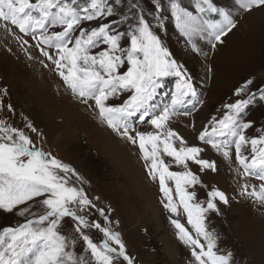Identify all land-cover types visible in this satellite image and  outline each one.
<instances>
[{"label":"snow or ice","instance_id":"obj_1","mask_svg":"<svg viewBox=\"0 0 264 264\" xmlns=\"http://www.w3.org/2000/svg\"><path fill=\"white\" fill-rule=\"evenodd\" d=\"M147 2L150 7L145 6L144 0H84L83 4L80 0H0V21L21 47L28 44L23 36L36 41L35 47L55 66L73 97L89 108L93 107L89 101H94L93 110H98L101 123L132 144L138 143L148 175L153 181L158 179L167 201L164 207L179 215L182 206L187 224L195 233L178 220L171 221L178 230V239L189 247L194 264H236L234 253L218 248V236L206 224L208 213L220 214L217 201L227 205L229 197L213 186L207 192L206 206L199 201L192 203L196 200L195 186H206L200 176L189 170L188 161L199 165L201 172L218 169L215 161L200 156L203 148L187 146L186 140L169 125L189 99L198 100V94L185 66L173 57L159 33L165 29V19L170 14L179 35L193 52L201 51L197 39L207 41L215 51L224 43L223 38L237 28L235 16L264 9V0H233L235 11L217 7L214 0H195L194 11L182 6L180 0ZM121 8L127 11H120ZM85 21H97V26L84 28ZM12 27L23 36L12 32ZM56 28L61 30L50 31ZM121 41H126L127 46ZM97 48L101 50L93 52ZM207 71L213 73L214 69L209 66ZM167 77L176 78L175 90L170 101L154 112L158 90ZM124 92L129 95L122 103H108ZM0 93L6 96L7 89H0ZM233 96L237 99L223 105L221 118L211 117L198 139L226 161H231L234 147L239 165L236 172L264 181V128L257 129L261 133L257 137L245 135L254 126L253 121L246 120L249 108L257 97L264 103V83L256 84L255 77L248 78ZM5 108L14 113L12 105H4L0 96V111ZM133 118L146 120L158 131L130 134ZM26 127L42 136L31 122ZM177 141L178 147L174 146ZM249 145L250 155H245L242 150ZM161 151L184 170L170 171ZM73 177L84 182L74 168L36 147L22 130L0 119V211L32 217L16 227L0 229V264H134L119 233L78 214L96 206L82 188L71 186ZM166 181H174L179 205ZM240 195L248 196L264 209V183L259 185V191L245 183ZM37 204L42 211L32 210ZM96 211L106 223H111L104 209ZM68 220L72 223L67 234H62ZM89 228L99 230L105 239L99 244L93 242L84 231ZM73 233L79 234L84 251L90 256L74 251L77 237Z\"/></svg>","mask_w":264,"mask_h":264},{"label":"rangeland","instance_id":"obj_2","mask_svg":"<svg viewBox=\"0 0 264 264\" xmlns=\"http://www.w3.org/2000/svg\"><path fill=\"white\" fill-rule=\"evenodd\" d=\"M80 2L83 4L84 0ZM180 2L182 6L194 11L195 0H180ZM214 2L217 7L232 8L235 11L233 0H214ZM144 3L146 7H150L147 0H144ZM120 11H127V9L121 8ZM213 18L218 19V17ZM235 19L238 22L237 28L223 38L224 43L218 45L215 51L211 49L207 41L197 39L196 43L201 50L199 53L193 52L191 46L186 44L179 35L170 14L165 19L166 27L159 33L161 39L173 57L185 66L198 94V100L189 99L180 108V114L172 117L169 125L186 140L187 146L203 148L204 151L200 156L216 163L218 171L201 172L199 165L188 161L189 170L200 176L206 186H195L196 200L192 203L199 201L206 206L207 192L213 186L229 197L230 202L227 205L217 201L219 215L214 212L207 214L206 224L209 230L217 234L218 248L232 251L236 264H264V209L255 205L248 196L240 195L241 185L247 183L250 186H256L259 191V185L264 181L253 177H242L236 172L239 165L235 161L234 147L231 149V161H226L210 145L198 139L199 132L208 126L211 117L221 118L225 111L223 105L237 99L233 96V92L244 80L255 77L256 84L264 83V9L236 15ZM82 26L96 27L97 21H85ZM11 30L23 36L18 29L12 27ZM60 30L59 28L50 29V31ZM123 30V28L120 29V31ZM23 38L28 41V44L21 47V44L5 31L4 22L0 21V89H7V95L3 96L0 93V96L4 105L11 104L14 109V113H9L6 108L0 111V119H5L9 125L22 130L33 140L36 147L76 170L84 182H77L73 177L71 186L82 188L96 206L78 214L85 215L89 222H99L101 226L119 233L128 254L134 257V264H194L189 247L178 239V230L171 221L178 220L193 235L195 233L187 224V216L182 206L178 209L179 215H173L164 207L167 201L160 191L158 179L153 181L149 177L138 143L132 144L110 129L106 123H101L97 116L98 110H93L94 101H89V104L93 106L89 108L78 98H74L57 74L55 66L35 47L36 41L30 36H23ZM121 43L127 46L126 41ZM100 50L93 49V52ZM50 51L55 54L54 50ZM29 56L32 58L29 59ZM209 66L214 69L213 73L207 71ZM175 85V77L165 78V84L158 90L154 102V112H158L170 101ZM128 95L127 92L121 93L118 97L110 98L108 103L118 105L127 99ZM64 101L69 102L72 107L80 108L78 114L82 120H86L87 124H85L90 127V130L96 129V126L101 124L105 126L118 141L113 145L119 149L99 135L88 131L89 128L86 125L87 129L83 125L77 126L76 124L81 121L80 116L78 117L74 110L76 116L69 118L65 115ZM201 112L202 116H200ZM246 120L253 121L254 126L248 129L245 135L249 138L259 136L261 133L257 129L264 128V103L259 102L258 97L254 106L249 108ZM28 122H31L42 136L31 132L26 127ZM133 126L136 128L132 129ZM156 131L158 130L146 120L133 118L130 123L132 135L136 132ZM107 145L114 150L109 148L110 151L107 150ZM174 146L178 147L179 142H175ZM147 147L151 150L150 145ZM162 147L160 145L161 150ZM242 151L245 155H250V145ZM161 158L169 166L170 171L184 170L182 165L177 166L172 158L163 155L162 151ZM133 165H137V173L141 174V180L149 188L148 198L141 192V186H136L133 181V174H135L132 173ZM240 171L242 172V169ZM125 175L129 177L126 179ZM130 175L133 176L130 177ZM214 176H220V183L215 182L217 180H214L216 178ZM166 183L173 190L174 202L179 205L174 181H166ZM96 208L104 209L111 223H106ZM32 210L42 211L39 204ZM28 218L32 217L0 211V229L16 227L26 222ZM71 223L68 220L61 229L62 234H67ZM84 231L97 244L105 239L103 234L95 228L84 229ZM73 235L77 237L74 251L79 255L90 256V253H85V245L79 239V234L73 233Z\"/></svg>","mask_w":264,"mask_h":264},{"label":"bare ground","instance_id":"obj_3","mask_svg":"<svg viewBox=\"0 0 264 264\" xmlns=\"http://www.w3.org/2000/svg\"><path fill=\"white\" fill-rule=\"evenodd\" d=\"M65 99V98H64ZM70 99V98H69ZM71 100V99H70ZM67 101H69V100H67ZM67 101H64V103H66V106H64L63 107V109H64V111H65V115H67L69 118H71V116H73V115H75V113L74 112H76L77 114L80 112V108L79 107H76V106H74V107H72V105L70 104L69 105V102H67ZM73 110H74V112H73ZM203 114H202V112H201V114H200V116H202ZM76 116V115H75ZM75 116H74V119H75ZM80 115L78 114V117H79ZM80 119H81V116L79 117ZM78 119V118H77ZM81 122V123H80ZM99 122V121H98ZM86 120H82L81 119V121H79L76 125L77 126H82L83 125V127H85L86 128ZM86 125V126H85ZM99 125V124H98ZM198 125V124H197ZM89 129H87L88 131L90 130V127L89 126H87ZM92 129V128H91ZM195 130V129H194ZM90 131H92L91 133H93V134H95V135H99V137H101L103 140H105L106 142H109V143H111L112 145H113V143L114 142H118L116 139H115V137L113 136V134L105 127V126H103L102 124H101V126L99 125L98 127L96 126V129L94 128V129H92V130H90ZM92 135V134H91ZM120 142V141H119ZM116 145V144H115ZM114 146V145H113ZM115 148H117L116 146H114ZM112 149V150H114V148L113 147H111L110 148V146L109 145H107V150H109V149ZM117 149H119V148H117ZM125 149V148H124ZM110 151V150H109ZM116 151V150H115ZM127 152V151H126ZM124 154V153H123ZM215 158V157H214ZM217 159V158H216ZM136 167H137V165H133L131 168H132V173H135V174H133V175H130V177L131 176H133L134 177V179H133V177H132V179H133V181L135 182V184H136V186H141V192H143V194L145 195V197L146 198H148L147 197V194H149L148 192H149V188H148V186L145 184V182H143L142 180H141V174H139V173H137V170H136ZM139 169V168H138ZM134 171V172H133ZM200 172V171H199ZM216 175V174H215ZM126 176V175H125ZM129 176H126V179L128 178ZM214 177H216V178H214V180H217V181H215V182H217V184H218V182L221 180V178H220V176H214ZM131 179V180H132ZM130 180V181H131ZM129 181V180H128ZM212 181V180H211ZM220 183V182H219ZM131 184V183H130ZM132 185V184H131ZM133 187V186H132ZM138 187V188H139ZM139 189V190H140ZM134 190V189H133ZM143 194H141V195H143ZM143 195V196H144ZM140 197H142V196H140ZM150 199V198H149ZM263 239V238H262ZM252 240H254V239H252ZM259 241V240H258ZM261 241V240H260ZM264 245V244H263Z\"/></svg>","mask_w":264,"mask_h":264},{"label":"water","instance_id":"obj_4","mask_svg":"<svg viewBox=\"0 0 264 264\" xmlns=\"http://www.w3.org/2000/svg\"><path fill=\"white\" fill-rule=\"evenodd\" d=\"M133 129H135V127H133Z\"/></svg>","mask_w":264,"mask_h":264}]
</instances>
